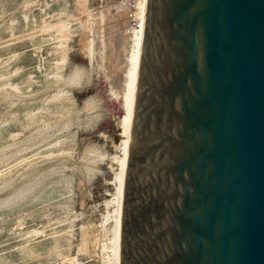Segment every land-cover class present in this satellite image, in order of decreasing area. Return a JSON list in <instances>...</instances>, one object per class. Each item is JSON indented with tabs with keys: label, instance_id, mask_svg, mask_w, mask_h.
<instances>
[{
	"label": "water",
	"instance_id": "1",
	"mask_svg": "<svg viewBox=\"0 0 264 264\" xmlns=\"http://www.w3.org/2000/svg\"><path fill=\"white\" fill-rule=\"evenodd\" d=\"M118 264H264V0H146Z\"/></svg>",
	"mask_w": 264,
	"mask_h": 264
},
{
	"label": "bare ground",
	"instance_id": "2",
	"mask_svg": "<svg viewBox=\"0 0 264 264\" xmlns=\"http://www.w3.org/2000/svg\"><path fill=\"white\" fill-rule=\"evenodd\" d=\"M93 2L44 0L27 13H22L23 20H31L34 26L37 15H41L39 34L28 35L26 44L33 48L37 77L35 79L29 74L26 80L21 81L22 75L18 70L9 71L6 68L0 72V86H10L27 93L46 85L51 79L62 82L59 88L29 101L25 108L11 114L0 124V138L12 136L17 127L33 128L32 137L36 142L24 150L20 158L0 170V176L20 164L28 165L44 155L64 151L62 147L59 148L63 140L45 142L40 139L43 134L41 122L47 115L56 117L53 126L58 122L65 123V118L75 110L76 120L83 121L80 157L74 171L76 197L73 209L65 217L47 218L36 227L24 223L17 224L13 230L1 227L0 262L96 264L94 255L98 251L102 253V264H118L121 198L146 0H138L132 15L140 23L139 28L131 27L123 2L116 6L122 8L130 21L127 28L130 49L118 82L102 64L103 39L95 38ZM98 19L103 22L104 16ZM7 46L11 48L5 59L6 64L19 56L18 42H10ZM4 47L1 44L0 50ZM65 84L72 86L77 93L88 88L93 90L75 103L72 94L65 95ZM111 115L117 117V124L110 118ZM115 126L119 127L118 143L112 136ZM114 163L116 169L112 166ZM29 174L25 172L22 175L26 183L15 193L12 205L29 200V188L33 182ZM68 181L69 177L63 181L51 178L32 199L61 203L62 191Z\"/></svg>",
	"mask_w": 264,
	"mask_h": 264
},
{
	"label": "rangeland",
	"instance_id": "3",
	"mask_svg": "<svg viewBox=\"0 0 264 264\" xmlns=\"http://www.w3.org/2000/svg\"><path fill=\"white\" fill-rule=\"evenodd\" d=\"M43 1L19 0L14 2V0H0V45L4 44L5 46L0 50V72H3L6 68L9 71L18 70L17 72L22 75L21 81L26 80L29 74L36 79V62L35 56L32 54L33 48L26 46V44L28 35L39 34L41 15H37L36 25L34 26L31 20H23L22 13H27L32 7L41 4ZM119 2L121 0H94L92 10L95 19L93 26L96 33L95 38L101 37L103 39L102 64L105 70L115 78V82L121 79L126 64V56L130 49V38L127 32L129 22L122 8L118 9L116 7L120 4ZM100 16H104L103 22L99 21ZM45 18L47 19L48 16ZM10 42L19 43L17 49L19 56L16 60L6 64L5 59L11 48L7 45ZM60 83L62 84L61 81ZM60 83L51 79L46 85L28 93L21 89L14 90L10 86H0V124L9 119L11 114H16L25 108L29 101L36 100L39 96H46L59 88ZM64 88L65 95L72 94L75 103H79L82 97L93 90L88 88L87 91L77 93L72 86L67 84ZM76 112L77 110L71 111L65 118L66 122H58L56 126H53L56 117L52 115H47L41 122L43 134L40 139L45 142L63 140L59 145V148L64 149L63 152L44 155L28 165L20 164L0 176V228L13 230L19 223L36 227L47 218L65 217L73 209L76 197L74 188L76 175L74 171L80 157L79 147L82 141L81 130L83 127L82 119L76 120ZM110 118L115 124L118 123L115 115H111ZM32 129L17 127L12 136L0 138V170H4L14 160L20 158L25 152L24 150L36 143L34 136L32 137ZM118 132L119 127L115 126L112 135L115 143L119 142ZM28 140H30L29 143ZM112 166L114 169L117 167L115 163ZM25 172L30 173L29 177L33 181L29 188L30 198L28 201L12 205L15 193L19 187L26 183L25 177L22 178ZM66 177H69L70 181L63 188L61 203L32 199L41 188L47 185L51 178H58L63 181ZM74 236H76V233ZM94 257L96 264H102L101 252L97 251ZM0 264L7 263L5 260H1Z\"/></svg>",
	"mask_w": 264,
	"mask_h": 264
},
{
	"label": "built area",
	"instance_id": "4",
	"mask_svg": "<svg viewBox=\"0 0 264 264\" xmlns=\"http://www.w3.org/2000/svg\"><path fill=\"white\" fill-rule=\"evenodd\" d=\"M123 2V6L126 8L128 11V18L131 20V27H140V23L136 21L132 15L135 12L136 6L138 4V0H121ZM130 22V21H129Z\"/></svg>",
	"mask_w": 264,
	"mask_h": 264
}]
</instances>
